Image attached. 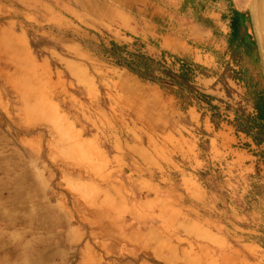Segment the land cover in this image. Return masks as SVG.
I'll return each mask as SVG.
<instances>
[{"label": "crops", "instance_id": "0c3cea01", "mask_svg": "<svg viewBox=\"0 0 264 264\" xmlns=\"http://www.w3.org/2000/svg\"><path fill=\"white\" fill-rule=\"evenodd\" d=\"M183 2L0 0V15L6 16V22L0 24V49L5 54L6 49H30L28 34L17 27L18 22L49 38L54 37V32L62 35L89 32L122 44L134 39L156 40L162 47L160 50L216 71L195 78L201 92L231 104L239 101L245 96V88L228 81L233 91L230 101L219 83L224 64L231 62L225 41L229 33L227 23H222L220 14L214 12L202 13L200 22L176 16ZM233 4L238 11H247L237 8L234 1ZM250 18L258 53L259 66L255 70L262 71L264 76V54L260 51L264 48L260 47L251 15ZM173 23L178 29L173 28ZM61 49L66 53H84L77 43H64ZM3 60L6 64V56ZM63 60L67 63L65 57ZM115 72L119 73L112 85L115 110L133 119L136 127L131 129L133 134L149 136L139 145L123 146L122 149L133 153L124 152V158L122 154L119 158L117 151L113 154L116 158H96L101 151L92 149L88 139L82 140L80 132L68 121L54 129L49 161L66 176L81 171L92 186L91 193L78 191L82 192L77 197L84 212L77 220L69 209L60 213L66 245L70 251L78 250L77 264H106L114 255L117 260H112V264H132L121 257L126 246L133 253L144 255L149 260L145 264H203L202 249L200 246L197 249V245L202 244L203 237L214 240L217 236L211 233L213 229L188 219L183 200L209 203L208 193L196 181V175L206 170L207 162L225 163V174L237 168L249 174L259 165L264 167V145L256 146L250 138L236 134L227 122L215 130L209 115L195 104L184 114L173 96L144 84L127 71ZM261 90L264 91V84ZM46 108L54 112L53 105L42 104L31 105L28 111L42 120ZM198 133L204 138L207 161L202 157ZM176 158L179 160L175 161ZM70 180L66 178L68 189H72ZM223 186L226 190L228 184L224 182Z\"/></svg>", "mask_w": 264, "mask_h": 264}, {"label": "rangeland", "instance_id": "374dc122", "mask_svg": "<svg viewBox=\"0 0 264 264\" xmlns=\"http://www.w3.org/2000/svg\"><path fill=\"white\" fill-rule=\"evenodd\" d=\"M233 1L237 8L251 15L255 0ZM215 7L219 11L225 8L222 4ZM5 22L6 16L0 15V24ZM17 24L18 28L52 42L53 47L43 49L46 56L41 59L31 49H20V54L14 49H6L5 54L0 49V264H77L78 250L70 251L66 245L60 213L69 209L77 220L84 212L77 194L91 193L92 186L81 171L66 176L60 167L51 164L54 129L68 121L80 132L82 140L88 139L92 149L101 151L96 158H116V151L123 156L119 158L126 157L124 152L131 155V150L122 147L139 145L149 135L133 134V119L114 108L112 85L118 78V68L85 48L83 54L61 49L65 42L77 43L74 39L97 42L93 34L107 43V36L54 32V37L49 38L23 23ZM173 26L178 29L176 23ZM135 40L144 46L146 54L160 56L162 47L156 40L134 39L119 44L131 47ZM23 58L27 61L24 66L20 64ZM244 66L261 88L262 71ZM36 104L53 105L54 112L46 108L40 120L28 111ZM196 137L207 161L204 138L200 133ZM229 170L224 173L223 162H207L206 174H197L196 181L208 193L209 203L183 200L188 219L213 229L211 233L217 236L214 240L203 237L197 249H202L203 264H264V249L260 247L264 243V167L259 165L249 174L238 168ZM161 175L162 172L158 178ZM66 178L72 179V189L67 188ZM172 179L178 182L176 177ZM224 182L228 184L226 190ZM129 186L134 189L133 184ZM244 248L253 250L247 252ZM121 253L122 259L132 264L149 262L127 246ZM114 259L117 260L115 255L110 256L106 264H112Z\"/></svg>", "mask_w": 264, "mask_h": 264}, {"label": "trees", "instance_id": "16d2710c", "mask_svg": "<svg viewBox=\"0 0 264 264\" xmlns=\"http://www.w3.org/2000/svg\"><path fill=\"white\" fill-rule=\"evenodd\" d=\"M219 4L225 6L223 11L216 9L215 6ZM210 12L220 14L222 23H227L229 29L225 41L231 62L224 64L219 77L224 94L228 100H233V91L228 87V81L241 85L246 91L245 96L233 104L215 99L198 89L195 85V78L210 76V71L192 61L181 59L163 50H160L158 58H154L145 53L144 46L137 44L138 40H135L134 44L129 47L113 40L104 43L98 35L92 33L98 43L90 40L74 39L73 41L79 43L101 61L127 71L144 84L156 86L163 93L173 96L184 114L192 104H195L203 114L209 115L215 130H218L223 122H227L236 134L245 135L252 140L254 145L262 146L264 145V91L249 75L248 68L244 66L248 64L254 70L259 66L258 53L251 33L250 14L248 11H238L233 0H184L176 16L182 15L200 22L203 20L200 15ZM27 34L33 55L38 59L45 57L46 54L42 50L53 47V43L42 37L34 36L31 32ZM214 101L216 104L213 103ZM229 115L232 116L230 121ZM260 247L264 249V243H260Z\"/></svg>", "mask_w": 264, "mask_h": 264}, {"label": "bare ground", "instance_id": "6f19581e", "mask_svg": "<svg viewBox=\"0 0 264 264\" xmlns=\"http://www.w3.org/2000/svg\"><path fill=\"white\" fill-rule=\"evenodd\" d=\"M251 17L254 23L256 35L259 39L260 47L264 48V0H257L251 7ZM20 49H14L15 53L20 54L22 52ZM262 55L264 54V49H260ZM21 65L27 64L26 59L20 60Z\"/></svg>", "mask_w": 264, "mask_h": 264}, {"label": "water", "instance_id": "95a60500", "mask_svg": "<svg viewBox=\"0 0 264 264\" xmlns=\"http://www.w3.org/2000/svg\"><path fill=\"white\" fill-rule=\"evenodd\" d=\"M255 2H257V0H255ZM255 2H254V3H255Z\"/></svg>", "mask_w": 264, "mask_h": 264}]
</instances>
